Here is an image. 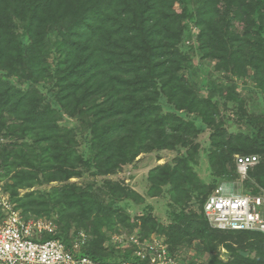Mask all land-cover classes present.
Here are the masks:
<instances>
[{
	"label": "trees",
	"instance_id": "trees-1",
	"mask_svg": "<svg viewBox=\"0 0 264 264\" xmlns=\"http://www.w3.org/2000/svg\"><path fill=\"white\" fill-rule=\"evenodd\" d=\"M195 54L224 79L205 95ZM248 79L259 113L237 92ZM206 129L202 179L195 140ZM164 150L179 155L148 171L144 195L107 178ZM239 154L259 158L246 193H264V0H0V180L22 220L56 225L34 240L72 249L84 232L78 253L103 262L128 259L109 236L135 231L207 256L182 264H264L263 233L213 228L203 211L220 182L239 177ZM85 174L100 185L70 181ZM146 198L165 201L166 222Z\"/></svg>",
	"mask_w": 264,
	"mask_h": 264
},
{
	"label": "built area",
	"instance_id": "built-area-1",
	"mask_svg": "<svg viewBox=\"0 0 264 264\" xmlns=\"http://www.w3.org/2000/svg\"><path fill=\"white\" fill-rule=\"evenodd\" d=\"M258 161L256 155H236L239 177L246 179L248 170ZM1 207L6 216L0 221V264H182L184 256L172 253L163 236L152 234L141 240L135 231L110 236V243L122 253L131 249L128 259L95 261L78 253L87 238L84 232L79 233L72 249L56 238L34 240L44 232L53 233L56 225L49 220H22L8 199L2 201ZM203 211L213 228L264 234V193H234L227 185H219L207 197Z\"/></svg>",
	"mask_w": 264,
	"mask_h": 264
},
{
	"label": "rangeland",
	"instance_id": "rangeland-1",
	"mask_svg": "<svg viewBox=\"0 0 264 264\" xmlns=\"http://www.w3.org/2000/svg\"><path fill=\"white\" fill-rule=\"evenodd\" d=\"M196 55V54H195ZM195 63V72L196 75L192 76L193 81L197 84L200 95H205L207 88L205 85L209 83H221L224 82V79L221 78V74H216L213 69V64L209 60H200L198 59V55L195 56L194 59ZM237 84V92L246 99L247 104L251 109H253L256 113H259V110L262 106L261 97L251 80H235ZM223 113V112H222ZM229 114V113H228ZM232 115V114H229ZM232 117V116H231ZM235 120V119H234ZM232 123H236V120H229V122L224 123V127L227 128L229 131H235L237 129V125H233ZM210 131L208 129L204 130L198 138L195 140L200 144V156L198 157V165H197V172L202 179L208 178V164L204 157V154L201 152L206 151L209 145L208 136ZM182 153V152H181ZM179 153L177 151H170L164 150L159 152L158 154L152 153H143L137 157V162L130 166H125L120 169L114 175H109L107 178L119 181L121 183L126 184L128 187L134 189L139 194L144 195L147 181L146 175L148 171L157 166L162 165L167 162H171L175 158H177ZM206 155V154H205ZM240 155V154H239ZM257 156V155H256ZM70 181L77 182L79 184H86L94 182L96 185H100L102 181V177H91L87 174L80 178H72ZM4 181L0 180V207L2 206V201L8 199V193L4 191L2 184ZM54 184L43 185L36 188H44L49 189ZM219 185H227L229 189L234 193H242L245 194L246 192L251 190V188H246L243 184V180L240 177H237L235 180L232 181H222L218 184ZM28 191V189L20 190L21 194ZM147 204L151 205L153 214L163 222H166V215H165V208L166 204L165 201L158 200V199H151L146 198ZM137 208L136 206L133 209ZM131 210V209H130ZM114 234V233H112ZM110 234V236L112 235ZM119 234H130L127 231H121ZM109 236V237H110ZM180 255L184 256L187 259H197L198 261H205L207 256L206 254H200L195 246H191L189 248H183L179 251ZM220 256L223 259H226L228 254L224 250H220Z\"/></svg>",
	"mask_w": 264,
	"mask_h": 264
},
{
	"label": "water",
	"instance_id": "water-1",
	"mask_svg": "<svg viewBox=\"0 0 264 264\" xmlns=\"http://www.w3.org/2000/svg\"><path fill=\"white\" fill-rule=\"evenodd\" d=\"M241 254H242L243 256H246V255H247V253H245V252H242Z\"/></svg>",
	"mask_w": 264,
	"mask_h": 264
}]
</instances>
